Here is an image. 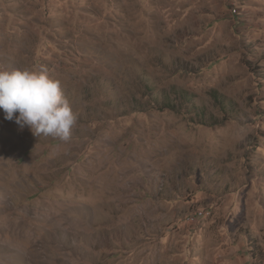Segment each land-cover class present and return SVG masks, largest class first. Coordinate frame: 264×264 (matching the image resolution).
Here are the masks:
<instances>
[{"label":"rangeland","instance_id":"obj_1","mask_svg":"<svg viewBox=\"0 0 264 264\" xmlns=\"http://www.w3.org/2000/svg\"><path fill=\"white\" fill-rule=\"evenodd\" d=\"M0 67L77 116L0 109V264H264V0H0Z\"/></svg>","mask_w":264,"mask_h":264},{"label":"clouds","instance_id":"obj_2","mask_svg":"<svg viewBox=\"0 0 264 264\" xmlns=\"http://www.w3.org/2000/svg\"><path fill=\"white\" fill-rule=\"evenodd\" d=\"M0 109L4 119L28 127L34 136L71 139L77 116L65 97L61 82L46 69L8 70L0 67ZM18 113V114H17Z\"/></svg>","mask_w":264,"mask_h":264},{"label":"built area","instance_id":"obj_3","mask_svg":"<svg viewBox=\"0 0 264 264\" xmlns=\"http://www.w3.org/2000/svg\"><path fill=\"white\" fill-rule=\"evenodd\" d=\"M209 214L210 210L208 208L198 207L187 215L186 220L188 223H197L200 219Z\"/></svg>","mask_w":264,"mask_h":264},{"label":"trees","instance_id":"obj_4","mask_svg":"<svg viewBox=\"0 0 264 264\" xmlns=\"http://www.w3.org/2000/svg\"><path fill=\"white\" fill-rule=\"evenodd\" d=\"M212 94V97L214 98L215 101L221 103L222 101H220L221 99H219V96L216 94V93H211ZM211 123H214L215 122V118L214 117H211ZM201 123H204V121L201 119V121H199ZM206 124V123H205Z\"/></svg>","mask_w":264,"mask_h":264},{"label":"crops","instance_id":"obj_5","mask_svg":"<svg viewBox=\"0 0 264 264\" xmlns=\"http://www.w3.org/2000/svg\"><path fill=\"white\" fill-rule=\"evenodd\" d=\"M234 263L233 264H237V256L234 258Z\"/></svg>","mask_w":264,"mask_h":264}]
</instances>
